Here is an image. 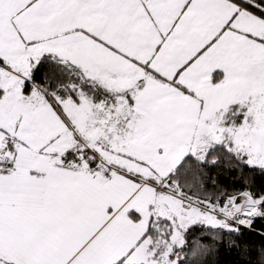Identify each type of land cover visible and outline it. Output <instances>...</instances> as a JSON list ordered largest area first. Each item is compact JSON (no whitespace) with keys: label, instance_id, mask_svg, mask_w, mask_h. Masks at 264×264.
<instances>
[{"label":"snow or ice","instance_id":"6c2138e0","mask_svg":"<svg viewBox=\"0 0 264 264\" xmlns=\"http://www.w3.org/2000/svg\"><path fill=\"white\" fill-rule=\"evenodd\" d=\"M0 264H264V0H0Z\"/></svg>","mask_w":264,"mask_h":264},{"label":"trees","instance_id":"16d2710c","mask_svg":"<svg viewBox=\"0 0 264 264\" xmlns=\"http://www.w3.org/2000/svg\"><path fill=\"white\" fill-rule=\"evenodd\" d=\"M257 226H259V222H258ZM250 239H252L253 241L259 242V241H258V237L254 236V235L251 236ZM221 252L223 253V249H221ZM232 258H234V257H228V256H226V255L222 257V259H223L224 261H229V260H231Z\"/></svg>","mask_w":264,"mask_h":264}]
</instances>
